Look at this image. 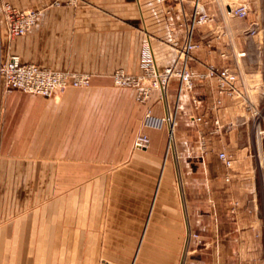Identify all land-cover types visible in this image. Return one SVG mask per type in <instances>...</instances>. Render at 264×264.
<instances>
[{"label":"crops","instance_id":"0c3cea01","mask_svg":"<svg viewBox=\"0 0 264 264\" xmlns=\"http://www.w3.org/2000/svg\"><path fill=\"white\" fill-rule=\"evenodd\" d=\"M2 1L40 11L34 29L14 38L1 13L3 57L18 54L93 78L53 97L0 89V264H181L187 212L194 230L209 233L203 237L209 250L196 249L183 264H248L261 249L263 221L253 203L231 209L241 188L226 180L216 155L227 147L235 156L233 182L254 176L251 157L244 144L235 152L220 140L216 118L222 113L223 125L234 123V135L248 126L250 92L264 96V74L255 70L260 59L252 66L239 55L250 50L247 32L259 16L249 8L234 27L214 0H200L215 19L196 27L200 46L188 63L197 73L229 66L242 92L230 96L219 92L215 77H196L192 92L179 93L178 79L172 81L177 125L169 149L168 125H145L148 105L111 74L119 68L140 74L148 40L158 66L171 65L194 0ZM216 1L227 8L235 2ZM156 94L152 112L163 116L166 105ZM142 133L149 145L137 147Z\"/></svg>","mask_w":264,"mask_h":264},{"label":"built area","instance_id":"2783aa9c","mask_svg":"<svg viewBox=\"0 0 264 264\" xmlns=\"http://www.w3.org/2000/svg\"><path fill=\"white\" fill-rule=\"evenodd\" d=\"M183 4L185 0H175ZM193 12L189 20L186 21V36L184 41L177 46V57L175 61L166 67H159L150 44V41L144 43V53L142 58V72L140 74H131L124 69H116L111 77L115 85L119 87H128L136 91L138 101L147 104L145 113V125L152 127H163L168 125L169 129V149L173 146L172 136L177 124L175 109L171 106L169 100V90L171 82L178 79L179 93L183 90L192 92L195 86L196 77H215L219 92L230 96L241 95V90L235 84L236 73L229 67L209 66L205 73H197L188 63L190 53L199 48L200 42L194 39V32L197 26L206 25L214 21L215 15L200 0H194ZM229 12L233 16L245 18L249 13L247 4H241L230 7ZM40 11L24 13L21 20L15 21L9 15V33L12 36L24 35L33 29L38 21ZM255 33L256 29L251 28ZM240 52L239 55H244ZM93 75L88 72L60 70L50 66L40 65L34 62H25L18 54H9L6 57L0 56V89L6 93L13 90H22L29 93L40 94L43 96H53L68 87H87L92 82ZM157 92L156 100L163 101L166 105V113L163 116H156L152 112L151 100L154 93ZM194 107L198 108L200 101L192 96ZM221 100H217L214 107H218ZM195 118V117H193ZM201 120V117H197ZM217 130L221 128L219 119H216ZM150 138L146 133L138 136L135 142L137 147H146L149 145ZM218 158L222 164L230 169L233 166L234 159L226 150L218 152ZM231 175L227 174L226 179L230 180Z\"/></svg>","mask_w":264,"mask_h":264},{"label":"rangeland","instance_id":"374dc122","mask_svg":"<svg viewBox=\"0 0 264 264\" xmlns=\"http://www.w3.org/2000/svg\"><path fill=\"white\" fill-rule=\"evenodd\" d=\"M201 2V1H200ZM214 4H216V9L219 10L220 7H222L229 15V23L233 24L234 27L237 25L238 19H242L241 17L233 16L231 13L229 14V10L231 9L230 7H235L241 4H247L248 7L250 8L251 11V16L252 17H257L259 18L255 20L256 23L251 24L250 29L248 30V36L250 39L248 40L247 44H249L250 50L247 51L248 48H245L241 52H245L244 55L240 56L241 59L245 60L246 64L250 63V65H254V59L259 58L260 59V64L259 68H256L255 70H259L260 73L264 74V0H235V2L231 3V6L229 5V8H227V5L218 3L216 0H214ZM201 4L205 5L206 8H208L209 11L215 14L213 9L209 4H204L201 2ZM211 4V3H210ZM192 6V12L194 10V6ZM33 11H39L33 7H28V8H20L17 5L10 3L8 1H2L0 0V15L1 13L4 14L5 19H6V24H7V29H8V34L11 38L16 37L10 35L9 33V15L12 17V19H16L15 21L21 20L20 17H24V13H31ZM249 11V12H250ZM191 12V15H192ZM249 14V13H248ZM190 15V17H191ZM251 28H255L256 32L252 33ZM34 29V28H33ZM33 29H31L29 32H31ZM29 32H27L24 35H18V36H25ZM258 46L260 49H258ZM3 53V46L1 45L0 42V56H2ZM237 73V72H236ZM237 75V74H236ZM64 91H61L53 96L59 95ZM10 93V92H9ZM35 94V93H33ZM40 95V94H38ZM250 95L248 99L244 100L245 104L249 106L250 109V118L248 122V126L244 125V127H240L237 129L236 133L232 135L230 133L229 128L232 124V122L228 123L226 126L223 125L222 120H221V114L219 117L216 119H219L220 125L222 126L218 130V136L220 140H222L224 143L229 144L232 149L236 152L239 149L241 150V146L244 144L248 148V155L251 157V162L248 166V171H252L254 173V176L250 178L251 176H245L242 177L241 180H235L233 182V178L235 177L236 170L238 168V165L236 163V158L235 156L229 151L227 147H224L220 150H226L230 155H232L234 159V163L232 168L227 169L221 162V160L218 158V152L217 151V159L220 162V164L226 169L227 174L231 175L230 180L232 183L238 184V187L241 188V190L237 189L239 191V195H237L240 199L237 197L231 199L230 203L232 204V210L238 208L240 204H242V201L245 205H250V203L254 204L257 209V215L258 217L263 221L261 222V227H260V233H261V239L263 240V243L261 244V249L259 250V253L252 257L248 261V264H264V96L260 98L257 93L254 91L250 92ZM43 96V95H42ZM53 96H46V97H53ZM239 96V95H238ZM245 96H247V93H245ZM236 97V96H234ZM241 97V96H240ZM176 112V111H173ZM224 114V112H223ZM176 117V114H175ZM236 124V121H235ZM177 125V124H176ZM176 129V126H175ZM228 129V130H227ZM241 130L242 132L238 131ZM234 136V137H233ZM233 137V138H232ZM172 147H175V143L173 144ZM233 151V152H234ZM227 177V175H226ZM250 190H252L250 192ZM206 209V204L207 203H202ZM237 211H235L236 213ZM248 214H251L253 211L250 208H247ZM234 213V212H233ZM187 242H186V247L184 251V257L181 260V264L186 262L187 258L192 255V253L196 250L201 248L202 250H209V245L206 243L205 239L203 238L204 236H208L209 233L204 232V231H196L192 228L190 225V217L187 212ZM204 232V233H203Z\"/></svg>","mask_w":264,"mask_h":264},{"label":"bare ground","instance_id":"6f19581e","mask_svg":"<svg viewBox=\"0 0 264 264\" xmlns=\"http://www.w3.org/2000/svg\"><path fill=\"white\" fill-rule=\"evenodd\" d=\"M172 143L174 144L175 143V130H174V132H173V136H172Z\"/></svg>","mask_w":264,"mask_h":264}]
</instances>
